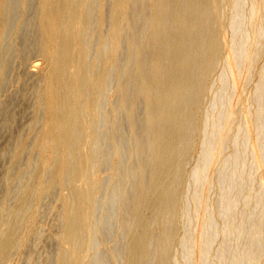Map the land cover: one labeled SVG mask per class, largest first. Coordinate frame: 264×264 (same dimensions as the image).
<instances>
[{"label": "bare ground", "instance_id": "1", "mask_svg": "<svg viewBox=\"0 0 264 264\" xmlns=\"http://www.w3.org/2000/svg\"><path fill=\"white\" fill-rule=\"evenodd\" d=\"M8 1L0 0V91L14 62L5 56ZM29 1L14 5L25 10ZM37 5V37L33 43L24 34L20 48L26 57L39 55L30 117L40 128L30 144L17 142L9 158L3 155L10 186L0 207V264H15L30 240L41 238L40 208L55 190L59 247L51 249L52 264H264V0ZM8 97L0 101L6 107L17 100ZM119 116L139 156L135 165L124 158L125 133L118 138L127 126ZM107 140L114 142L110 156ZM27 151L34 167L18 184L25 169L17 181L12 171ZM125 180L135 187L99 218L102 188L122 190ZM109 235L116 247L106 256L98 238Z\"/></svg>", "mask_w": 264, "mask_h": 264}, {"label": "rangeland", "instance_id": "2", "mask_svg": "<svg viewBox=\"0 0 264 264\" xmlns=\"http://www.w3.org/2000/svg\"><path fill=\"white\" fill-rule=\"evenodd\" d=\"M21 1L22 0H18V2L16 1V0H11V4H13L12 6L13 7H11V5H9L10 4V0L8 1V4H7V7H8V9H7V14H6V19H7V22L9 21V23H7L8 24V30H10L9 31V33L7 32V35L8 36H6V38H5V50H7V51H5V56H6V58L8 59V61L10 62L11 61V59H12V61H11V63L13 64V65H9V67L8 68H10V71H7V75L9 76V78H7L8 80L6 81V84H5V86L6 87H4L5 89H3V91L1 92L0 91V98L2 97V99L0 100V101H2L3 102V104H4V101H6L9 97H8V95L9 96H11L12 97V100H13V97H15V99L14 100H16V102L14 101V104L13 103H10V102H8V111H11V112H8L7 110H5V109H7V107H6V105H7V103L5 102V106L2 104V103H0V104H2V105H0V107H2V108H0V109H4L5 111H7V113H8V116H10V117H8L7 116V113H6V115L4 114V112L2 111V112H0V115H1V117H0V122H1V128H0V131L3 133H0V207H1V203H3V201L2 200H4V198L3 197H5V194H6V192H7V189L9 188V182H8V175H10V173L8 172V164H9V159H4V154H6L5 155V158L7 157V158H9L10 157V152H12V151H9V149L11 150H13V148L18 144V143H21L22 141H29L30 139H31V137H33L32 138V140L31 141H29L30 143L35 139V137H36V135H37V131H39V128H40V125H38L37 123H33V118H31V117H33V116H31V115H33L32 113H33V108H32V104H33V100H34V93L32 92V89L34 88L35 89V87H36V85H38L37 83H39V79H40V74H41V71H40V69L39 68H35V66H33L32 64L33 63H35L36 61H39V55H37L38 54V52H36V50H35V52L33 51L32 53L33 54H35L34 56H33V54L31 55V58H32V56H33V58L31 59L30 58V54L26 57V56H24V53H23V50L20 48L21 46H22V48H24L23 47V43L22 42H24V40H25V42H26V40L28 39H30V41L32 40V36L34 37V42H35V39H36V37H37V34H38V30H37V27L35 26V24H36V18H37V12H38V0L36 1V0H33V2L34 1H36V2H32V0H30L29 1V3H28V7H26V9L25 10H23L22 9V7L21 6H19V7H17L18 5L17 4H20L21 3ZM17 2V3H16ZM16 3V5H14ZM34 4V5H32V4ZM37 3V4H36ZM31 4V5H30ZM21 5V4H20ZM15 6H16V8H17V10H15V12L16 13H14V8H15ZM13 8L12 9V11H11V13L10 14H8V12L11 10V8ZM10 8V9H9ZM15 8V9H16ZM18 8H20L19 10H20V12H18L19 10H18ZM29 8V9H28ZM9 10V11H8ZM31 10L33 11V12H31ZM26 11H27V16H25V14H26ZM29 12H31V13H29ZM18 13H20V15L18 14ZM25 13V14H24ZM14 14V15H13ZM16 14V15H15ZM17 14H18V16H17ZM36 16H35V15ZM13 16L12 18H14V16L16 17V18H14V19H11L10 20V18H9V16ZM31 15V16H30ZM24 16H25V18H24ZM33 16V17H32ZM35 17V18H34ZM8 18H9V20H8ZM15 19H16V21H15ZM24 19V20H23ZM26 19V20H25ZM33 20V21H32ZM11 21H13L12 22V24H11ZM15 22V23H14ZM21 22V23H20ZM29 22V24H27ZM13 23H14V25H13ZM32 23V24H31ZM12 26H11V25ZM10 25V26H9ZM33 25V26H32ZM31 28V29H28L29 27ZM33 28H32V27ZM12 27V28H11ZM96 32V30H94L93 31V33H95ZM18 33H19V35H18ZM31 33V35L29 36V34ZM24 34H26V37H25V35ZM34 34V35H33ZM22 36H24L25 38H27V39H25L24 37V39L22 38ZM8 37V38H7ZM23 39V40H22ZM14 40V41H13ZM33 40L31 41V42H33ZM33 42V43H34ZM22 43V44H21ZM25 44V43H24ZM25 46V45H24ZM8 47V48H7ZM16 52V53H15ZM13 53H14V56H13ZM12 54V55H11ZM22 54V55H21ZM16 56V57H15ZM28 57H29V59H28ZM16 58V59H15ZM18 59V60H17ZM26 61H25V60ZM19 61V62H18ZM25 64H24V63ZM11 63H9V64H11ZM18 63V64H17ZM26 65L25 66V68H22L21 70H20V67H24V65ZM18 65V66H17ZM23 65V66H22ZM32 65V66H31ZM13 66V67H12ZM33 68H35V70L34 71H36V72H34L35 73V75L33 76V70H32V72L30 73L29 72V70L30 69H33ZM24 69H27V70H24ZM9 70V69H8ZM19 70H20V72H19ZM23 72H25V73H23ZM28 72L31 74V75H29L28 77L26 76L27 74H28ZM14 74H17V75H14ZM31 76V77H30ZM42 76V75H41ZM37 77V78H36ZM12 78V79H11ZM28 78V79H27ZM34 78H36L35 80H34ZM39 78V79H38ZM18 79H19V81H18ZM114 79V78H113ZM23 80V81H22ZM37 80V81H36ZM39 80V81H38ZM34 81H36L37 83H35ZM116 80L114 79L113 81H112V83L114 84V82H115ZM25 82V83H24ZM34 82V83H33ZM10 83V84H9ZM16 83V84H15ZM22 83V84H21ZM111 83V85L113 86V84ZM116 83V82H115ZM25 84V85H24ZM7 85H10V86H7ZM23 85V86H22ZM14 87V89H13V87ZM18 88H17V87ZM35 86V87H34ZM8 87V88H7ZM10 87V88H9ZM33 87V88H32ZM17 89V91H15L16 89ZM9 89V90H8ZM11 89H13L14 91V93L13 92H11L12 90ZM34 89H33V91H34ZM6 90V91H5ZM8 90V91H7ZM20 91V92H19ZM4 92V93H3ZM7 92H9V93H7ZM15 92H17V93H15ZM31 92V93H30ZM13 93V95H11V94ZM8 94V95H7ZM16 94H18V95H16ZM32 94H33V96H32ZM6 95H7V97H6ZM28 95L30 96V97H28ZM17 97V98H16ZM26 97V98H25ZM31 97H33L32 99H31ZM4 98H6V99H4ZM19 98V99H18ZM23 98V99H22ZM118 98V96H114V97H112V100H114L113 102H116L115 104H117L118 103V101H119V99H117ZM28 99H29V101H28ZM32 102V104H31V102ZM11 102H13V101H11ZM26 102V103H25ZM13 104V105H12ZM16 104V105H15ZM30 105H31V111H30ZM14 106V107H13ZM141 107H142V105H140ZM4 107V108H3ZM141 107H140V110H142L141 111V113L139 112L138 113V124L139 125H141L142 124V121H143V118H144V114H143V107H142V109H141ZM23 108V109H22ZM28 108V109H27ZM1 111V110H0ZM25 111V112H24ZM29 111V112H28ZM28 114H27V113ZM122 113V114H121ZM120 114H121V117H122V115H123V118H124V116H125V113L124 112H121ZM124 113V114H123ZM3 114L5 115L4 117H3ZM10 114V115H9ZM13 114V115H12ZM24 114V115H23ZM26 114V115H25ZM14 116V117H12V116ZM31 116V117H30ZM142 116V117H141ZM5 118V119H4ZM8 118H10L9 120H8ZM13 120H12V119ZM29 118V119H28ZM9 121H7V120ZM16 121H15V120ZM142 119V120H141ZM11 120V121H10ZM20 120H22L21 122H20ZM125 120V119H124ZM15 121V122H14ZM19 121V122H18ZM32 121V122H31ZM5 122H6V124H12V127H11V125H7L6 127L4 126V124H5ZM18 122V123H17ZM23 122V123H22ZM121 122H123V120L120 118V116H119V126L122 128V129H124L125 130V128H126V126H127V124H126V126L124 127V125H125V123L123 122V123H121ZM125 122H126V120H125ZM127 123V122H126ZM5 124V125H6ZM24 126H23V125ZM31 124V125H30ZM30 126V127H27V126ZM38 125V126H37ZM10 128H9V127ZM35 126V127H34ZM36 126H37V128H36ZM8 127V128H7ZM33 127V128H32ZM4 128H5V130H4ZM36 128V130H34ZM9 129V130H8ZM24 130V131H23ZM29 130L31 131V132H29ZM127 131H128V134L126 133L127 131H123V130H121L120 129V131H123V132H121L120 134H119V138L118 139H122V137H123V139L122 140H126L125 141V143L127 144V146H126V150H125V152H124V154L126 153L127 155H126V157H124L125 158V160L127 161H129V162H131L132 164H137V162H138V155H133V150H132V148L131 147H133V141L131 140V136L129 135L130 133H129V127L127 126V129H126ZM7 131V132H6ZM9 131V132H8ZM27 132V134H26V132ZM35 131V132H34ZM18 132V133H17ZM23 132H25V134L23 133ZM32 132H34L33 134H32ZM37 132V133H36ZM16 133V134H15ZM21 133H23V137H21ZM123 133H125L124 135H122ZM2 134V135H1ZM14 134V136H12ZM30 134H31V137H30ZM29 135V136H28ZM122 135V136H121ZM10 136V137H9ZM27 138H26V137ZM11 137H13L12 139H11ZM16 137H17V139H18V137H19V139L15 142V140H16ZM104 137H105V134H104ZM103 137V138H104ZM9 138V139H8ZM128 138V139H127ZM129 138H130V140H129ZM22 139V140H21ZM14 140V141H13ZM4 141V142H3ZM10 141H11V143L13 144V146L12 145H9V144H11L10 143ZM13 141V142H12ZM106 141V139H103V141H102V143H104ZM130 141H132L131 142V144H130ZM6 142H7V144H6ZM18 142V143H17ZM26 142V143H27ZM28 142V144H30ZM110 143H108V140H107V143L105 144V146H104V144H102L103 145V148H104V150H105V148L106 147H108L109 148V150H108V155L110 156L111 155V152H112V150H113V147H114V145H113V143L114 142H112V141H109ZM6 144V145H5ZM15 144V145H14ZM12 146V147H11ZM110 148H111V152H110ZM6 150V151H5ZM106 150H107V148H106ZM105 150V151H106ZM9 151V152H8ZM4 152H6V153H4ZM7 154H9V155H7ZM129 154V155H128ZM25 156V160H23V157ZM24 156L21 158V160L19 161V166L16 168V170L14 169L13 171H12V175L14 176H11L12 178H14V179H16V177H17V179L19 180L20 179V177L18 178V173L20 174V176H22V174L20 173V169L21 168H23V169H25V176H22L21 178L22 179H20L19 181H17V179H16V181H17V183L19 184V183H22V180L24 181L25 180V178L24 177H27V175H28V173L29 172H31L32 170H33V167L34 166H31V165H28V163H27V160H26V158L29 156V152L27 151L25 154H24ZM123 156H125V155H123ZM138 156V157H137ZM133 157V158H132ZM136 157H137V159L138 160H136ZM134 159H135V161H134ZM7 160H8V163H7ZM137 161V162H136ZM20 164H21V166H20ZM23 164V165H22ZM25 164V165H24ZM134 164V165H135ZM27 169V170H26ZM107 167L104 169L105 171H103L104 172V174L106 175V176H108V173L109 172H107ZM29 171V172H28ZM27 172V173H26ZM7 173H9V174H7ZM7 174V178H5L6 175ZM17 175V176H16ZM130 182V180H125L124 182H123V184L124 185H122V188L124 189H120V190H118V188H116V187H113V186H111V185H109V184H107V185H105V188H102L103 190H101L100 191V193H104L103 195L102 194H99V200H100V202H98L99 203V209H97V211H98V213H99V211L102 213H100V214H98V217L99 218H101V217H107V215H110L111 214V204L110 203H112V201H114V203H115V205L116 206H121L123 203H124V192H126L127 191V189H129L130 190V188H134L135 187V184H136V181L135 180H131V182ZM17 183L15 182V184L17 185ZM14 184V185H15ZM127 184V185H126ZM130 184H132V185H130ZM3 185V186H2ZM109 185V186H108ZM134 185V186H133ZM7 186V187H6ZM110 186H111V188H112V190L109 192L107 189H110ZM127 186H129V187H127ZM133 186V187H132ZM4 187V188H3ZM16 187V186H15ZM7 188V189H6ZM117 189V193H116V189ZM115 189V190H114ZM106 191H108V192H106ZM114 191H115V194H117V196H118V199H117V196L116 197H114V200H113V196H114ZM54 192H56V195H55V193ZM57 192H59V190H55V191H53V194L52 193H50V197H49V194H46L47 195V197L45 198V199H43V203H42V205L43 206H41V203H40V206L42 207V208H40V209H42L41 210V212L43 211V216H41V217H43V218H41V220H42V222H44V226H43V223L41 222V220H39V223L38 224H41V227H40V225L38 226V227H40L39 228V230H42V231H40V232H44V233H42V235L41 236H38V237H41V238H37L38 240L36 241V237H35V240L33 239V241H32V239L30 240V242H29V246L26 248H23V250L21 251V252H23L24 253V255L25 256H23V255H20L19 257H17L16 259H15V264H33V263H35V264H52L53 262H52V260H53V257H54V255L56 254H54V252H55V250L56 249H58V247H59V241H58V235H56L57 233H55V230H56V228H55V226L53 227V225H54V223H55V220L54 219H56V216H57V212H58V209H57V207H58V204L60 203V201L58 200L57 201V198H58V195H57ZM119 192H121L122 194H120ZM119 193V194H118ZM112 194V195H111ZM45 195V196H46ZM53 197H52V196ZM44 196V197H45ZM56 196H57V198H56ZM119 196H120V198H119ZM43 197V198H44ZM111 197V198H110ZM50 198V199H49ZM53 198V199H52ZM55 198V199H54ZM115 198H116V200H115ZM120 199H121V201H120ZM49 200V201H48ZM118 200V201H117ZM51 201V204L50 203H47V202H50ZM55 201V202H54ZM111 201V202H110ZM107 202V203H106ZM120 202V203H119ZM119 203V204H118ZM48 204V205H47ZM103 204V205H102ZM108 204V205H107ZM109 204H110V206H109ZM60 205V204H59ZM101 205H102V207H101ZM46 206V207H45ZM51 206V208L53 207V209H49V207ZM46 208V209H45ZM48 208V209H47ZM101 208V209H100ZM104 209V213L102 212V210ZM105 209H106V211H105ZM45 210V211H44ZM49 210V211H48ZM52 212H51V211ZM48 212V213H47ZM108 212V213H107ZM44 214H47V215H44ZM49 214V215H48ZM114 214V213H113ZM42 215V214H41ZM52 215V216H51ZM47 216V219H45V217ZM48 216H51V217H48ZM44 219V220H43ZM43 227H45V228H43ZM53 227V228H52ZM43 229H45V231L43 230ZM51 231H53V232H51ZM57 232V231H56ZM41 234V233H40ZM47 235V236H46ZM46 236V237H45ZM100 238V239H99ZM98 238V250L101 252V253H103L104 255H109L110 253H112V251H114V250H111L112 249V246L113 247H116V240H115V238L114 237H112V236H107V238L104 236L103 237V239H102V236H100ZM108 238H109V240H110V242H109V240H108ZM112 238H114V241H113V239ZM102 239V241H100ZM106 240V241H105ZM53 241V242H52ZM58 243H57V242ZM103 241H105V242H103ZM111 242H112V244H111ZM115 242V243H114ZM122 243H118V250L117 251H119L121 248H122V244L124 243L123 241H121ZM31 243V244H30ZM54 244V246H52L51 244ZM100 243V244H99ZM108 244H110V246L108 245ZM31 245L33 246V247H31ZM42 245V246H41ZM58 247H57V246ZM107 245V246H106ZM119 245H121L120 246V248H119ZM30 247H31V249L33 248L34 249V252H33V249H32V252H31V250H30ZM57 247V248H56ZM101 248V249H100ZM102 248L104 249V250H102ZM108 248H111V249H109L108 250ZM25 249V250H24ZM27 249V250H26ZM51 249H54L53 251L51 250ZM106 249V250H105ZM43 250V251H42ZM111 251V252H110ZM26 252V253H25ZM31 254H30V253ZM53 252V253H52ZM57 252V251H56ZM23 253H21V254H23ZM48 253V254H47ZM108 253V254H107ZM30 254V256H31V262H30V259H28L29 261H27L26 262V260H23L25 257H28V258H30V256H28ZM51 254V255H50ZM54 254V255H53ZM40 255V256H39ZM110 256V255H109ZM35 257V258H34ZM43 257V258H42ZM21 258H22V261H21ZM34 260V261H33ZM33 261V262H32ZM38 261V262H37ZM46 261V262H45ZM51 261V262H50ZM13 262V263H14ZM26 262V263H25ZM45 262V263H44Z\"/></svg>", "mask_w": 264, "mask_h": 264}]
</instances>
